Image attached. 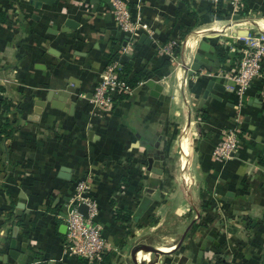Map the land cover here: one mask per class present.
I'll list each match as a JSON object with an SVG mask.
<instances>
[{"label": "crops", "instance_id": "0c3cea01", "mask_svg": "<svg viewBox=\"0 0 264 264\" xmlns=\"http://www.w3.org/2000/svg\"><path fill=\"white\" fill-rule=\"evenodd\" d=\"M241 3L237 16L245 21L230 28L234 20L228 17L235 15L226 0H130L153 31L139 35L128 56L130 74H150L109 116L88 126L93 86L109 53L124 42L121 35L116 38L111 9L100 3L92 13L91 0L41 7L31 0H0V264H16L9 256L3 259L15 226V248L28 243L25 264H264V58L259 77L243 94L241 147L223 162L214 161L211 152L223 131L237 125L236 98L227 85L223 92L212 87L201 100L210 80L228 81L220 75L228 62L227 55L224 61L219 56L223 41L244 48L243 40L224 33L264 35V0ZM68 18L79 27L54 33ZM171 39L178 41L173 60L157 52L158 43ZM199 41L215 50L199 51ZM196 52L218 59L220 65L212 66L216 72L202 67L189 73ZM171 67L181 78L176 86ZM154 75L162 85L157 96L145 85ZM171 87L181 96L172 102L166 97ZM60 90L70 94L72 109L52 105H62L54 96L47 101L50 91ZM37 101H44L38 114ZM10 125L16 129L7 137L3 131ZM184 130L186 151L177 139ZM178 148L175 165L193 184L187 189L179 176L170 177ZM150 158L161 173L148 169ZM23 162L35 175L19 176ZM62 172L68 178L59 176ZM78 179L94 182L89 195L97 201V222L110 246L92 260L62 247L64 204ZM145 198L150 201L137 217ZM219 205L237 218L234 227L242 228L231 233L239 240L236 246L225 247L217 226L200 224ZM118 211L131 212V220L114 219ZM206 236L213 241H207L199 260Z\"/></svg>", "mask_w": 264, "mask_h": 264}, {"label": "built area", "instance_id": "2783aa9c", "mask_svg": "<svg viewBox=\"0 0 264 264\" xmlns=\"http://www.w3.org/2000/svg\"><path fill=\"white\" fill-rule=\"evenodd\" d=\"M214 4L223 0H211ZM242 0H226L232 9L233 15H238V10L242 6ZM112 9L111 19L120 32L124 42L113 55L107 58L100 77L91 91L89 99L90 107L87 111V125L94 126L109 116L116 104L123 100L120 97L131 96L135 89L144 84L139 81L136 85H130L122 76L123 62L132 55L131 51L137 45V39L141 33L152 34V28L142 17L139 10L133 11L130 0H110ZM245 20L239 18L230 25L235 27ZM234 30H232L233 32ZM231 39H241L244 48L237 49L229 41H223L222 45L226 49V66L220 75L224 79L232 81L234 84L231 90L236 98L235 118L237 125L227 127L221 138L213 147L211 156L214 161L223 162L232 157L241 147L243 136H240L241 129V105L243 94L249 89L251 84L260 75L264 58V35L239 37L234 31L231 34L224 33ZM178 41L171 39L164 43H158L157 52L163 57L173 60L175 48ZM264 92V89H263ZM243 135V134H242ZM91 179H78L73 183V192L64 204V224L66 226L62 247L65 252L74 257L95 259L110 248L103 235V229L97 222L98 204L89 195L90 187L93 185ZM87 207L86 216L78 211L79 204Z\"/></svg>", "mask_w": 264, "mask_h": 264}, {"label": "water", "instance_id": "95a60500", "mask_svg": "<svg viewBox=\"0 0 264 264\" xmlns=\"http://www.w3.org/2000/svg\"><path fill=\"white\" fill-rule=\"evenodd\" d=\"M32 3L35 4L36 7H41L42 4H47V5H52V4H56L58 3V0H31ZM91 3H93V10H92V13H96L98 11V7H99V4L102 3V4H105L107 5V7H109L110 9H112V6H111V2L110 0H91ZM87 19L90 18V16H86ZM106 18L109 19V14L106 15ZM232 19V20H237L239 19V16L235 15V16H232V17H228V19ZM79 27V23L76 22L75 20L71 19V18H68L64 21L63 23V27L60 28L59 31H56L54 30L53 32L54 33H57V32H62V33H65V32H69L71 31L72 29H77ZM112 29H115V27H112ZM103 31V30H101ZM239 36L241 37H244L246 36L248 33L247 31H242L240 33H238ZM120 35V32L118 31L117 34H116V38H118ZM146 36L145 34L141 35L140 36V41H142L143 39H145ZM211 50V51H214V47H210V45L205 42V41H199L198 43V50L199 51H208V50ZM185 64V63H184ZM213 65H216V66H219L220 65V62L218 59H214V60H210L206 57H204L203 55H201L199 52H196L193 54V57H192V60H191V63L190 65L188 66V72L189 73H194V72H197L200 68L204 67L205 69H209L213 72H216L217 68L216 67H212ZM159 76L157 75H154L151 79H148L146 82H145V85L148 86L149 88L152 89V95L154 96H157L159 94V92L162 90V85L159 83ZM70 81L72 82H76L74 79H70ZM233 82L232 81H224L222 83H219V82H216L214 80H210L208 82V85H207V88L205 89V91L203 92L202 94V98L201 100H205L207 98V96L209 95V90L213 87L214 89L220 91V92H223L225 90V87L227 85H230V86H233ZM59 94V96H58ZM69 93L67 91H57V94L56 93H53V91L49 92L46 99L47 101H51L52 102V99L51 97L54 96L55 98H58L61 102L60 104L62 105H59L56 103H53L52 102V105L58 107V108H64L65 107H68L69 109H72L73 108V103H71L69 100ZM61 96L62 97H66L65 99H61ZM37 105L34 109V112L35 113H40L41 111V108L42 106L44 105V101H37L36 102ZM152 163H153V167H152ZM155 165H157V162H153V159H149V167L148 169L152 170L153 172H157V173H161V169H155ZM62 171H67V168H62ZM59 176L61 177H64V178H68V174L67 173H60ZM149 198H145L143 199V201L140 203L139 207L137 208V210L135 211V216H139L146 208L147 204L149 203ZM22 203L19 204V207H22ZM86 210H87V207L85 204L81 203L78 205V211L83 214L84 216H86ZM136 218V217H135ZM137 219V218H136ZM61 229L66 230V226L65 224L61 225ZM62 230V231H63ZM17 231H18V227L15 226L13 228V231H12V237H11V240H10V245H9V250L6 254L3 255V259L4 261H6L7 257H11L13 258L15 261H16V264H25V261L27 259V254L25 253V250H26V247L28 246V243L27 242H23L22 243V248L20 250H17L15 248L16 246V236H17ZM210 240V241H213L212 237L210 236H206L205 239L202 241V244L200 246V249L198 251V258L199 260L202 258L203 256V251L205 249V245L207 243V241Z\"/></svg>", "mask_w": 264, "mask_h": 264}, {"label": "rangeland", "instance_id": "374dc122", "mask_svg": "<svg viewBox=\"0 0 264 264\" xmlns=\"http://www.w3.org/2000/svg\"><path fill=\"white\" fill-rule=\"evenodd\" d=\"M177 69H178L177 67H171L170 68V72H173V76L175 75ZM172 79L175 83V86L181 80V78L177 80L176 76H174ZM178 96H179V98H181L179 88L177 91V89L175 90V87H171L169 89V91L166 93V97L169 99L170 102L176 100V97H178ZM172 109L174 110V108H172ZM58 131L60 133H62V129H59ZM185 131L186 130L179 132L177 134L178 143H179V145L181 144V148L184 151L187 150V145H188V141H187L186 135L184 133ZM179 156H180V150L178 148L177 155L175 156L174 164L172 165L173 175L171 174L170 177H174V179H175V176L177 175V176H179V179L181 180L182 179L181 175H183V169H181V171H178V169H180V165H175V162L180 163L178 161L179 159H177V158H179ZM183 167H184V169H186L185 164ZM21 169L22 170L20 171L21 173L19 175L21 178H25L26 175H29V176L35 175V173L28 166H26V164H24V162H23V164H21ZM185 176H186L185 178H187V180L182 179L181 183L187 189V187L189 185H191L192 183H189L190 180H189V177L187 176V174ZM218 208L219 209H215L214 211L212 209H209V211L205 214L207 220L203 219L204 223H206V224H204L202 222L200 224H202V226L206 227V228H208L210 225H212V227L210 226L212 229L216 228V226H217L218 232L221 233L223 236L225 235L226 239H225L224 243H225L226 248L238 245L239 240H237L236 238L233 239L232 238L233 236L231 235V233H234L233 229L242 230V228H236L233 225V223L236 222L235 220H237V218L234 217L233 215H230L229 213H227L226 212L227 210H225L224 206L219 205ZM192 228H193V230H196V228H199V222H197ZM232 239L234 240V243H233ZM231 240H232V244L229 245ZM220 254H222V253H220Z\"/></svg>", "mask_w": 264, "mask_h": 264}, {"label": "trees", "instance_id": "16d2710c", "mask_svg": "<svg viewBox=\"0 0 264 264\" xmlns=\"http://www.w3.org/2000/svg\"><path fill=\"white\" fill-rule=\"evenodd\" d=\"M219 4H221V3H219ZM244 13H245V11H242L240 13V15L242 16ZM218 51H219L220 59L222 61H224L225 60V57L227 55L226 54V49L223 46H221L220 48H218ZM112 55H113V51H111L109 53V56H112ZM122 73H123L122 76L127 81V83H129L130 85H133L134 86L139 81L144 80L145 78H147L148 75L150 74V71L140 70V71H137V72H135V73H133L131 75L130 74L131 73V65L129 64V61L126 60V61L123 62ZM120 98L122 99L123 97L121 96ZM14 115H16V113H14ZM15 129H16V126H13V125L11 126L10 125V130L3 131V133L5 134V136L8 137V136H10L13 133V131ZM242 133H243V131H241L240 136H242ZM114 219L129 222L131 220V212L125 211L122 214L121 211H118L117 214L114 215Z\"/></svg>", "mask_w": 264, "mask_h": 264}, {"label": "bare ground", "instance_id": "6f19581e", "mask_svg": "<svg viewBox=\"0 0 264 264\" xmlns=\"http://www.w3.org/2000/svg\"><path fill=\"white\" fill-rule=\"evenodd\" d=\"M191 39V38H190ZM194 40V39H193ZM195 44V43H194ZM189 45H191V42H190V44ZM193 45V44H192ZM189 149V148H188ZM186 180V179H185ZM188 182V181H187Z\"/></svg>", "mask_w": 264, "mask_h": 264}]
</instances>
